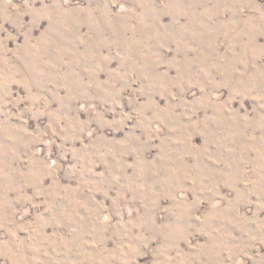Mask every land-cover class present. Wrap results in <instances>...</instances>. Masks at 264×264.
Returning a JSON list of instances; mask_svg holds the SVG:
<instances>
[{"label": "rangeland", "instance_id": "1", "mask_svg": "<svg viewBox=\"0 0 264 264\" xmlns=\"http://www.w3.org/2000/svg\"><path fill=\"white\" fill-rule=\"evenodd\" d=\"M0 264H264V0H0Z\"/></svg>", "mask_w": 264, "mask_h": 264}]
</instances>
